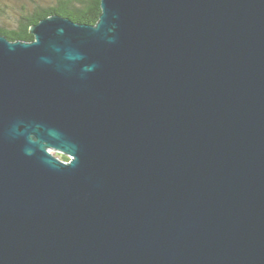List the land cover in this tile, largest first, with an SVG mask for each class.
<instances>
[{
	"label": "water",
	"instance_id": "95a60500",
	"mask_svg": "<svg viewBox=\"0 0 264 264\" xmlns=\"http://www.w3.org/2000/svg\"><path fill=\"white\" fill-rule=\"evenodd\" d=\"M101 8L0 36V264H264V0Z\"/></svg>",
	"mask_w": 264,
	"mask_h": 264
},
{
	"label": "trees",
	"instance_id": "16d2710c",
	"mask_svg": "<svg viewBox=\"0 0 264 264\" xmlns=\"http://www.w3.org/2000/svg\"><path fill=\"white\" fill-rule=\"evenodd\" d=\"M31 3L17 13L16 22L11 28L0 27V36L4 35L11 41L32 42L34 36L31 28L50 16L59 15L80 24L96 25L102 14L101 0H45L43 3ZM0 12L3 13V10ZM62 159L69 161L66 156H62Z\"/></svg>",
	"mask_w": 264,
	"mask_h": 264
},
{
	"label": "rangeland",
	"instance_id": "374dc122",
	"mask_svg": "<svg viewBox=\"0 0 264 264\" xmlns=\"http://www.w3.org/2000/svg\"><path fill=\"white\" fill-rule=\"evenodd\" d=\"M31 1L43 3L45 0H0V10H3V13L0 12V27L11 28L16 22L15 19L18 15L17 13L21 12L23 8L27 7V5H31ZM48 1L52 2L54 0ZM51 153L62 159L63 155L57 153L56 151H51Z\"/></svg>",
	"mask_w": 264,
	"mask_h": 264
}]
</instances>
